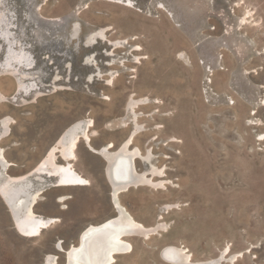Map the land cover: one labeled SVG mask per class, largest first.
Returning <instances> with one entry per match:
<instances>
[{"label": "rangeland", "instance_id": "obj_1", "mask_svg": "<svg viewBox=\"0 0 264 264\" xmlns=\"http://www.w3.org/2000/svg\"><path fill=\"white\" fill-rule=\"evenodd\" d=\"M0 1L11 9L1 8L5 28L14 22L15 31L24 30L41 92L11 100L16 79L0 76L8 97L0 117L15 119L0 141L14 162L5 175L28 172L75 119L92 123L95 147L111 141L116 148L135 112L142 130L134 145L151 149L167 183L119 193V200L146 226L162 215L168 231L133 238L124 260L166 264L159 251L174 244L189 248L194 260L264 264V0ZM103 26L111 29L85 41ZM114 40L123 46L114 48ZM142 97L149 104L133 109L130 101ZM84 146L82 137L74 165L89 184L58 189L52 179L47 189L46 174L42 181L35 172L27 177L43 184L35 210L59 219L39 236L20 235L0 199V264H62L63 254L54 251L58 240L66 248L86 224L114 213L106 163ZM136 165L147 167L141 158ZM61 194L71 197L58 202Z\"/></svg>", "mask_w": 264, "mask_h": 264}, {"label": "bare ground", "instance_id": "obj_2", "mask_svg": "<svg viewBox=\"0 0 264 264\" xmlns=\"http://www.w3.org/2000/svg\"><path fill=\"white\" fill-rule=\"evenodd\" d=\"M1 3L2 1H0V76L13 75L16 79L15 95L9 97L11 100H17L16 94L35 95L34 97L37 99L41 92L36 88L35 78L38 69L33 52L30 44L23 38L24 30L22 28L15 31L14 22H10L11 24L5 23V25H8V28H5V13L3 11L8 10L10 12L11 9L6 8L7 10H5ZM1 8H3V11ZM41 8L42 4L38 9L41 10ZM52 19L56 18L46 17V20L50 21ZM110 29V26L95 29V31H91L85 36V41L91 43L95 34H105ZM69 31H71V26ZM114 41V48L123 46L120 42ZM138 48H141V46L135 43L133 50L136 51ZM140 53L138 52L136 56L137 62L144 58L140 56ZM90 56L86 57V61ZM88 77L91 78L92 76L88 75ZM132 77L136 76L133 75ZM7 98L0 91V104ZM146 104H149V101L145 97L130 101L133 109L136 106ZM133 116L134 124L129 134L116 148H114L111 141L105 145L95 147L91 142V136L94 134L91 133L90 129L92 123L84 119L73 120L59 133L34 167L21 175L4 174L3 171L7 166L14 165V162L6 159L5 149L0 146V199L4 206L10 209V219L20 235L26 238L37 237L43 230L59 220L55 216H43L35 210L40 195L43 193V184L37 186L36 183L45 178L47 189L52 186V179H54L53 185L58 189L82 187L89 184L88 179L74 165V161L77 159L76 151L80 147L82 137L85 142L84 147L98 154L106 163L104 176L110 187L109 193L111 191L110 197L114 213L98 222L86 224L78 233L76 242L70 243L66 248L63 247L61 240L55 243L59 250L67 253L68 264H130L129 261L124 259L133 253V238L150 239L151 234L168 231V226L163 222L162 215L159 216L155 225L146 226L142 221L136 219L119 200V193L128 192L141 186L163 189L167 183L163 179L166 168L155 166L152 163L151 149L142 152L139 146L134 145L136 136L142 130V125L140 126L137 122L138 114L134 112ZM13 123H15V119L10 115L0 117V141L11 134ZM57 139L59 140L57 141ZM169 141L183 142L177 137H171ZM138 158H141L147 164V167L142 171H139L136 165ZM59 160H62V162ZM34 172L39 181L34 180V182L32 179L27 178L28 176L35 178L34 174L31 175ZM41 174L47 176L43 178ZM126 178H128L127 181ZM70 197V195L61 194L57 201L64 202ZM170 204L165 205L166 208H169ZM79 236L80 242L78 243ZM229 250V247L224 249L225 252L228 251V255ZM159 256L166 264H212L213 262L211 259L194 260L193 253L184 245H164L159 251ZM47 259L53 263L55 256L49 255ZM230 259L231 261L236 259V254H232Z\"/></svg>", "mask_w": 264, "mask_h": 264}, {"label": "water", "instance_id": "obj_3", "mask_svg": "<svg viewBox=\"0 0 264 264\" xmlns=\"http://www.w3.org/2000/svg\"><path fill=\"white\" fill-rule=\"evenodd\" d=\"M58 140H59V139H57V141H58ZM46 154H47V153H46ZM4 171H5V170H4ZM47 178H49V177H47ZM127 179H128V178H126L125 180L127 181ZM125 180H124V181H125ZM111 186H112V185H111ZM110 193H111V191H110ZM116 199H117V196H116ZM5 208H6L8 214H9V216H10V218H11L10 209H9L8 207H5ZM77 242H78V243L80 242V236L78 237ZM54 251L57 252V253H62V254H63L64 259H63V261H62V264H68V255H67V253L62 252V251H59V249H58L57 246L54 247ZM56 255L58 256V254H56Z\"/></svg>", "mask_w": 264, "mask_h": 264}, {"label": "crops", "instance_id": "obj_4", "mask_svg": "<svg viewBox=\"0 0 264 264\" xmlns=\"http://www.w3.org/2000/svg\"><path fill=\"white\" fill-rule=\"evenodd\" d=\"M59 211H61V210H59ZM44 215H46V214H44Z\"/></svg>", "mask_w": 264, "mask_h": 264}]
</instances>
